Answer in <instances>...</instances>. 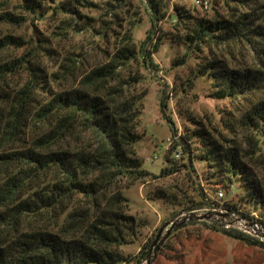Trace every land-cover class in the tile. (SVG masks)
Instances as JSON below:
<instances>
[{
  "label": "trees",
  "instance_id": "16d2710c",
  "mask_svg": "<svg viewBox=\"0 0 264 264\" xmlns=\"http://www.w3.org/2000/svg\"><path fill=\"white\" fill-rule=\"evenodd\" d=\"M171 1L0 0V264L129 263L121 248L136 239L139 223L128 214L123 189L181 171L191 178L194 193L193 202L184 204L186 212L220 202L241 216L256 215L264 225V184L254 170L264 165V0H221L223 13L216 10L210 18ZM141 9L154 29L171 10V39L186 51L172 66L196 53L191 79L171 91L186 93L193 78H205L209 97L239 106L225 127L231 134L243 131L245 149L237 138H216L190 118L197 127L190 136L204 148L199 180L191 176L186 138L170 145L157 176L142 168L136 154L145 96L135 89L142 79L139 69L152 66L163 40L153 39L152 50L134 43L131 30ZM33 21L49 22L53 29L43 35ZM25 25L28 34L6 32ZM80 33L107 45L113 41L90 70L76 66L73 52L59 58L56 41L71 45ZM239 56L249 63L230 66ZM177 146L188 155L186 163L172 157ZM231 187L236 194L230 202ZM216 189L224 191L218 202ZM221 233L264 248L235 229Z\"/></svg>",
  "mask_w": 264,
  "mask_h": 264
},
{
  "label": "rangeland",
  "instance_id": "374dc122",
  "mask_svg": "<svg viewBox=\"0 0 264 264\" xmlns=\"http://www.w3.org/2000/svg\"><path fill=\"white\" fill-rule=\"evenodd\" d=\"M196 1L205 3V7ZM171 4L184 8L192 15L207 18L213 16L216 10L221 14L224 10L221 0H172ZM136 7H140L139 4ZM84 13L96 16L93 12L84 11ZM168 14H171L170 9L154 29L150 27L147 15L141 9L140 21L131 30L134 43L141 45L144 42L146 50H152L153 39H163L151 57L152 66L139 69L142 79L136 84L135 89L137 92H145V96L141 101L142 110L138 127L140 139L135 145V151L142 161V168L157 176L166 152L167 139L171 141L172 146L181 143V138H186L193 156L191 176L192 179L199 180L203 171L198 156L204 148L200 144V139L190 136L197 129L190 118L200 120L216 138L218 135L235 140L237 138L245 149L243 131L237 129L231 134L225 127L227 120L231 119V114L239 106L227 99L216 100L209 97L210 82L205 78H193L192 88L186 93L177 90L176 94L171 91L174 85L177 86L191 79L190 72L197 59L196 53H190L184 65L172 66V62L182 57L186 51L183 46L174 44L171 39L174 32L173 21ZM50 24L46 21L44 23L33 21V25L43 35H47L53 29ZM28 26L25 25L20 29L8 27L6 32L25 35L29 32ZM116 30L120 31L117 26ZM73 37L71 45L68 41H56V44L59 58L73 52L72 58L75 59V64L80 70H90L98 65L102 61L104 51L109 50L113 44V41H110L107 45L103 39L93 38L88 33H80ZM72 47L78 50L71 51ZM246 63H249V60L242 56L236 60H229L230 66L240 67ZM49 64L52 65L53 61ZM177 149L180 150V147L177 146ZM181 156L182 162L186 163L188 155L181 153ZM254 170L264 184V165ZM200 186L205 190L208 187L204 182H200ZM233 188L230 189L233 193L226 196L230 202L235 200L236 190ZM216 190L215 194L224 193L220 189ZM122 192L128 200V214L134 216L139 223L136 239L132 244L121 248L130 259L126 264H264L263 247L249 246L223 235L221 230L225 228L221 226L224 222L212 218L209 219L210 222H204L183 210L184 204L192 203L194 198L191 178L184 171L165 178L136 181ZM159 192H167L171 197L148 199L147 196L151 198ZM208 194L210 198H214L212 192ZM180 196L187 201L179 199ZM61 220L62 218L58 219V224ZM227 221L231 222L232 219ZM171 225L172 229L166 234ZM209 225L214 226L215 229H206ZM162 227L164 228L159 233ZM141 252L143 254L139 256Z\"/></svg>",
  "mask_w": 264,
  "mask_h": 264
},
{
  "label": "built area",
  "instance_id": "2783aa9c",
  "mask_svg": "<svg viewBox=\"0 0 264 264\" xmlns=\"http://www.w3.org/2000/svg\"><path fill=\"white\" fill-rule=\"evenodd\" d=\"M199 4H203L205 7V3H202L200 1H196ZM166 147L165 150L167 151L169 146L171 145V141L167 139L166 141ZM181 156L180 150H175L172 153V157L174 159H179ZM222 197V193L217 192L216 197L214 200L218 202V199ZM193 215L198 216H209V219L218 220L219 222H224V225L221 226L225 229L232 228L235 229L246 236L255 239L258 243L264 245V225L260 223L256 215H253L251 217L241 216L239 214L234 213L233 211L227 210L225 207L222 206L220 202H218L217 205L211 204L202 206L194 211L191 212ZM208 219V220H209ZM232 219L231 222H228L227 220ZM210 221V220H209Z\"/></svg>",
  "mask_w": 264,
  "mask_h": 264
},
{
  "label": "water",
  "instance_id": "95a60500",
  "mask_svg": "<svg viewBox=\"0 0 264 264\" xmlns=\"http://www.w3.org/2000/svg\"><path fill=\"white\" fill-rule=\"evenodd\" d=\"M193 215V214H192ZM194 217H196L198 220H204V221H206V220H208L209 219V216H207V215H204V216H195V215H193ZM165 227V226H164ZM164 227H162V228H160V230H159V233L162 231V229L164 228ZM172 229V225L169 227V229L166 231V234H168L169 233V231Z\"/></svg>",
  "mask_w": 264,
  "mask_h": 264
}]
</instances>
